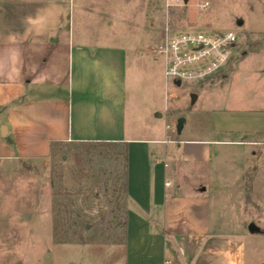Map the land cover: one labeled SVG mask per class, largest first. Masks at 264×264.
<instances>
[{"label":"rangeland","instance_id":"374dc122","mask_svg":"<svg viewBox=\"0 0 264 264\" xmlns=\"http://www.w3.org/2000/svg\"><path fill=\"white\" fill-rule=\"evenodd\" d=\"M67 1L75 36L151 50L157 72L151 146L188 182L217 188L216 232L241 238L246 264H264V232L249 230L253 223L264 231V0ZM167 30L231 31L237 41L220 74L177 85L165 79L164 59L153 52ZM124 150L68 142L44 158L0 160V264H125Z\"/></svg>","mask_w":264,"mask_h":264},{"label":"crops","instance_id":"0c3cea01","mask_svg":"<svg viewBox=\"0 0 264 264\" xmlns=\"http://www.w3.org/2000/svg\"><path fill=\"white\" fill-rule=\"evenodd\" d=\"M73 13L67 0H0V160L44 158L56 143L123 144L125 264H246L241 238L216 232L217 188L188 182L151 146V50L93 45L73 34Z\"/></svg>","mask_w":264,"mask_h":264},{"label":"built area","instance_id":"2783aa9c","mask_svg":"<svg viewBox=\"0 0 264 264\" xmlns=\"http://www.w3.org/2000/svg\"><path fill=\"white\" fill-rule=\"evenodd\" d=\"M174 4L187 0H171ZM205 3L204 8L208 6ZM237 41L234 32L206 33L167 30L155 52L164 59V75L173 83L183 80L207 81L221 73L231 56V46Z\"/></svg>","mask_w":264,"mask_h":264},{"label":"water","instance_id":"95a60500","mask_svg":"<svg viewBox=\"0 0 264 264\" xmlns=\"http://www.w3.org/2000/svg\"><path fill=\"white\" fill-rule=\"evenodd\" d=\"M238 25H240V26L243 25V22L242 21H238ZM176 84L177 85H180L181 83L180 82H177ZM184 124H185V119L184 118H180L178 120V123H177V131H178V133H181L182 132V129L184 127ZM249 230L251 232H260L261 231V229L258 226H256L255 224H253V223H251L249 225Z\"/></svg>","mask_w":264,"mask_h":264},{"label":"trees","instance_id":"16d2710c","mask_svg":"<svg viewBox=\"0 0 264 264\" xmlns=\"http://www.w3.org/2000/svg\"><path fill=\"white\" fill-rule=\"evenodd\" d=\"M220 74V73H219ZM127 152L126 150L124 151V169H123V176H124V190H125V193H126V184H125V178H126V175H127V171H126V160H127ZM124 229L126 230V217L124 219V225H123ZM260 232H264V231H260Z\"/></svg>","mask_w":264,"mask_h":264}]
</instances>
